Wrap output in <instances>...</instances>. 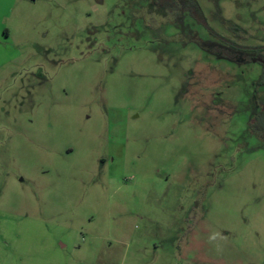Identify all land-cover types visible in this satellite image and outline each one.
<instances>
[{"label": "rangeland", "instance_id": "rangeland-1", "mask_svg": "<svg viewBox=\"0 0 264 264\" xmlns=\"http://www.w3.org/2000/svg\"><path fill=\"white\" fill-rule=\"evenodd\" d=\"M198 1L264 45V0ZM216 49L161 0H0V264H264L263 67Z\"/></svg>", "mask_w": 264, "mask_h": 264}, {"label": "trees", "instance_id": "trees-1", "mask_svg": "<svg viewBox=\"0 0 264 264\" xmlns=\"http://www.w3.org/2000/svg\"><path fill=\"white\" fill-rule=\"evenodd\" d=\"M164 3H167L174 11L182 9L183 12H188L189 15L199 24L206 28L209 35L214 39L220 41L226 45L228 50H215L214 54L221 56L224 59L231 60L236 63H257L263 67V77L261 79L262 84L264 83V45L259 46H250L241 44L239 40L242 39L235 37L229 38L214 30L207 22V19L202 11L201 5L198 0H183L185 6L180 8L179 0H161ZM165 5V4H164ZM167 7V6H166ZM166 11V9L164 10ZM164 13V12H163ZM230 27V24H227ZM231 30L233 28L230 27ZM234 32V31H233ZM235 34V33H234ZM240 55H242L240 57ZM264 113V112H263ZM262 113L257 117V120L260 121ZM261 130L264 131V126L261 127Z\"/></svg>", "mask_w": 264, "mask_h": 264}]
</instances>
